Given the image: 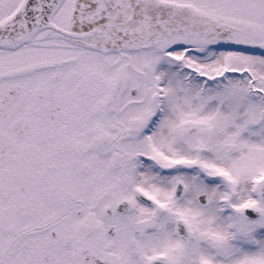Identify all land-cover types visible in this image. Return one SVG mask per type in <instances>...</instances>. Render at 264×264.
<instances>
[{
  "label": "snow or ice",
  "instance_id": "6c2138e0",
  "mask_svg": "<svg viewBox=\"0 0 264 264\" xmlns=\"http://www.w3.org/2000/svg\"><path fill=\"white\" fill-rule=\"evenodd\" d=\"M0 264H264V0H0Z\"/></svg>",
  "mask_w": 264,
  "mask_h": 264
}]
</instances>
